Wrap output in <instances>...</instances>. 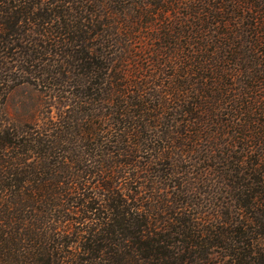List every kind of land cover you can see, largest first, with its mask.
Instances as JSON below:
<instances>
[{
    "label": "trees",
    "instance_id": "1",
    "mask_svg": "<svg viewBox=\"0 0 264 264\" xmlns=\"http://www.w3.org/2000/svg\"><path fill=\"white\" fill-rule=\"evenodd\" d=\"M0 264H264V0H0Z\"/></svg>",
    "mask_w": 264,
    "mask_h": 264
},
{
    "label": "rangeland",
    "instance_id": "2",
    "mask_svg": "<svg viewBox=\"0 0 264 264\" xmlns=\"http://www.w3.org/2000/svg\"><path fill=\"white\" fill-rule=\"evenodd\" d=\"M41 94L34 84H21L10 93L7 108L13 117H25L40 106Z\"/></svg>",
    "mask_w": 264,
    "mask_h": 264
}]
</instances>
